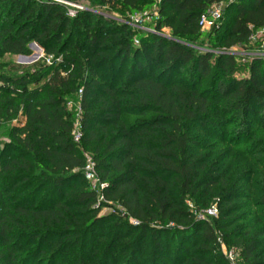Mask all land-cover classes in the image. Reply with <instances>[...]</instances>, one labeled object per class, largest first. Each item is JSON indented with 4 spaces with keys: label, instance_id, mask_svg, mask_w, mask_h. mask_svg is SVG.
I'll list each match as a JSON object with an SVG mask.
<instances>
[{
    "label": "trees",
    "instance_id": "obj_1",
    "mask_svg": "<svg viewBox=\"0 0 264 264\" xmlns=\"http://www.w3.org/2000/svg\"><path fill=\"white\" fill-rule=\"evenodd\" d=\"M90 1L128 13L151 5ZM229 1L163 0L157 29H169L167 38L59 1L0 0V59L30 55L32 42L65 57L31 69L6 64L12 73L0 75V139L11 138L0 148V264H229L219 238L243 264H264L259 241L235 231L233 203L242 191L229 187L218 164L233 155L226 145L233 119L264 127V59L254 58L249 76L237 79V56L199 46L202 16ZM261 28L264 0H235L209 37L248 48ZM81 89L77 144L67 103ZM18 113L21 125L7 127ZM206 132L213 141L202 145ZM87 155L107 186L104 198L123 211L99 217L108 203L86 179ZM262 175L256 194L264 213V167ZM219 184L226 205L200 219L212 208L191 209L188 198Z\"/></svg>",
    "mask_w": 264,
    "mask_h": 264
},
{
    "label": "rangeland",
    "instance_id": "obj_2",
    "mask_svg": "<svg viewBox=\"0 0 264 264\" xmlns=\"http://www.w3.org/2000/svg\"><path fill=\"white\" fill-rule=\"evenodd\" d=\"M56 1V0H52ZM235 0H230L228 3H224V10L228 8V6L233 3ZM59 2L65 4L67 7L76 10H92L93 12L99 13L101 15L106 16L107 18L114 19L118 22L127 23V25L132 27L130 16L136 15L137 12H126L121 8L110 9L106 6L93 5L90 0H79L80 3H72L68 1L60 0ZM71 12V11H70ZM71 15V13H70ZM129 16V17H128ZM125 17H128L126 20ZM130 19V21H129ZM133 28V27H132ZM210 30L202 31L201 39L199 40L201 47H203L205 52H211L215 55L220 54H232L237 56V62L239 64V70L237 71L235 77L237 79L245 78L249 76V72L247 70L249 63L254 58H263L261 56H257L256 54L264 51V37L258 34V30L254 31L253 39L247 45L248 48H243L242 46H237L231 49H228L224 46V44H219L215 39L211 40L209 37ZM142 34V33H140ZM171 31L162 30L161 36L170 38ZM137 37V36H136ZM135 37V38H136ZM135 38H133V45L135 47H139L135 43ZM31 45H37L35 42L29 44V48L31 50L30 55H25L31 57V59L27 61L20 62L19 56H7L5 59H0V75L6 73H12L8 65H19L21 67H25L26 69H31L38 62H43L44 64L51 66L57 65L60 61H63L64 56H60L57 59L56 55H46L44 50L37 45L40 50L31 48ZM211 46V47H210ZM209 48V49H208ZM260 51V52H257ZM64 57V58H63ZM215 65V58L212 61V66ZM21 73V72H19ZM18 73V74H19ZM212 85V76L205 79L202 82V87H209ZM82 97L80 91L73 96V98L67 103V107L69 112L72 113L73 117H76L77 112L79 111V107L81 105ZM21 101L16 99L14 101V105H19ZM2 105V101L0 99V106ZM23 104H20V108ZM21 113H18L12 120L6 122L5 125L7 127H14L17 125H21L20 120ZM4 124V122H3ZM229 129V138L226 140V145L233 149V155L231 157L225 156L221 159L218 164H223V171L226 170L225 181H228L229 187L233 184H238V188L241 189L240 197L233 203V215L237 217V223L235 226V231L239 233V236H243L245 240L255 239L259 241L258 251L264 253V213L262 212L258 197H257V189L259 184L263 179L262 170L264 167V127L262 124L255 123L252 127L245 128L244 123L238 121L237 119H233V123L228 127ZM202 141L200 142L202 145L207 144L209 141H213V138L210 133L206 132L202 135ZM11 142V138L4 134L1 135L0 139V148H3L5 144ZM91 156V155H90ZM92 157V156H91ZM246 163H248L251 169L248 173L241 172V168H244ZM244 165V166H243ZM220 165H218L219 167ZM251 174L249 175V173ZM177 191V190H176ZM225 189L221 187L219 184L215 189L213 194H206V190H202L201 197L196 198H188L187 204L193 205L194 207H199L202 209H209L210 207L217 208L220 210L222 205H226V202L223 201L222 196L225 194ZM104 193V191H103ZM206 196V197H205ZM48 197V199H46ZM44 198V203L47 205L51 203V195H48ZM101 201L108 203L107 207H104L100 213L99 217L109 216L119 209L122 208L114 202L107 201L106 198H99ZM203 204L206 206L203 207ZM97 207V206H96ZM95 207V208H96ZM192 209V208H191ZM123 211V210H122ZM132 223H135V219H130ZM101 235V234H100ZM223 241V240H222ZM232 243V241H229ZM224 246L228 249L230 248L223 241ZM222 249V247H221ZM223 252V250H222ZM240 254V252L238 251ZM224 254V253H223ZM240 263L243 264L240 260Z\"/></svg>",
    "mask_w": 264,
    "mask_h": 264
},
{
    "label": "built area",
    "instance_id": "obj_3",
    "mask_svg": "<svg viewBox=\"0 0 264 264\" xmlns=\"http://www.w3.org/2000/svg\"><path fill=\"white\" fill-rule=\"evenodd\" d=\"M60 1V0H56ZM151 5L136 13L134 16H130L131 19V25L133 29L137 33L142 34H161L162 30L164 31H170L169 29H162L161 31H158L157 29V23L160 19V8L163 0H150ZM224 12V4L223 3H214L210 9L202 16L200 20V26L202 31L210 30L212 27L221 20ZM72 16L75 15L74 11L70 12ZM129 19V21H130ZM258 34L262 37H264V28H261L258 30ZM254 37H252L253 39ZM135 43L137 46H140V38L137 36L135 38ZM260 52V51H257ZM257 56L264 57V51H261L260 53L256 54ZM81 97L83 95V90H80ZM83 111L82 107L80 105L79 111L76 114V117L74 119V140L77 144H81L84 133H83V125H82V117ZM85 176L86 179L91 184L92 188L98 192L100 195V198L104 199V193L103 191L106 189V184L102 183L100 176L98 175L96 164L93 160V158L90 155H87V165L85 168ZM190 208L194 209L193 205H189ZM206 216L209 217H217L218 216V209L213 207L212 209H209L206 211V213H200L198 217L200 219H204ZM219 243L221 244L223 253L225 258L227 259L229 264H241L240 263V254L236 249L228 250L224 244L221 238H219Z\"/></svg>",
    "mask_w": 264,
    "mask_h": 264
},
{
    "label": "water",
    "instance_id": "obj_4",
    "mask_svg": "<svg viewBox=\"0 0 264 264\" xmlns=\"http://www.w3.org/2000/svg\"><path fill=\"white\" fill-rule=\"evenodd\" d=\"M31 48H35V49H37V50H38V49L40 50V48H39L37 45H31ZM29 59H31V57L23 56V55L19 56V60H20V62L27 61V60H29Z\"/></svg>",
    "mask_w": 264,
    "mask_h": 264
}]
</instances>
